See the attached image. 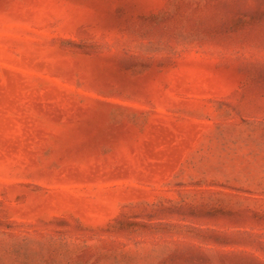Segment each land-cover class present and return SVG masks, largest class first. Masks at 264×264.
<instances>
[{
	"label": "rangeland",
	"instance_id": "1",
	"mask_svg": "<svg viewBox=\"0 0 264 264\" xmlns=\"http://www.w3.org/2000/svg\"><path fill=\"white\" fill-rule=\"evenodd\" d=\"M0 264H264V0H0Z\"/></svg>",
	"mask_w": 264,
	"mask_h": 264
}]
</instances>
